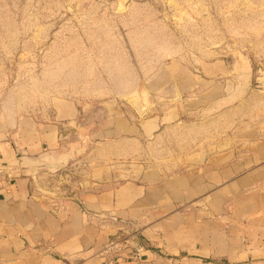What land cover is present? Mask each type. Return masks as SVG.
Here are the masks:
<instances>
[{
	"label": "rangeland",
	"instance_id": "rangeland-1",
	"mask_svg": "<svg viewBox=\"0 0 264 264\" xmlns=\"http://www.w3.org/2000/svg\"><path fill=\"white\" fill-rule=\"evenodd\" d=\"M193 100L205 116L179 117ZM98 112L135 131L169 113L148 137L77 151L80 169L105 161L114 185L137 166L184 163L202 135L214 142L264 122V0H0V147L37 140L48 126L69 134L60 145L74 144L75 132L87 143Z\"/></svg>",
	"mask_w": 264,
	"mask_h": 264
},
{
	"label": "crops",
	"instance_id": "crops-1",
	"mask_svg": "<svg viewBox=\"0 0 264 264\" xmlns=\"http://www.w3.org/2000/svg\"><path fill=\"white\" fill-rule=\"evenodd\" d=\"M213 67L206 72L218 75ZM204 107L184 102L177 115L204 117ZM168 116L145 118L135 131L98 112L87 143L75 132L74 144L60 145L69 134L48 126L37 140L0 147V264H96L125 223L141 250L135 264H264V122L239 123L214 142L202 135L184 163L137 166L117 185L105 161L78 167L81 148L96 152L115 135L148 137Z\"/></svg>",
	"mask_w": 264,
	"mask_h": 264
},
{
	"label": "built area",
	"instance_id": "built-area-1",
	"mask_svg": "<svg viewBox=\"0 0 264 264\" xmlns=\"http://www.w3.org/2000/svg\"><path fill=\"white\" fill-rule=\"evenodd\" d=\"M129 223L118 228L117 234L109 239L96 253V264H135L140 261V247Z\"/></svg>",
	"mask_w": 264,
	"mask_h": 264
},
{
	"label": "bare ground",
	"instance_id": "bare-ground-1",
	"mask_svg": "<svg viewBox=\"0 0 264 264\" xmlns=\"http://www.w3.org/2000/svg\"><path fill=\"white\" fill-rule=\"evenodd\" d=\"M134 100V99H133Z\"/></svg>",
	"mask_w": 264,
	"mask_h": 264
}]
</instances>
